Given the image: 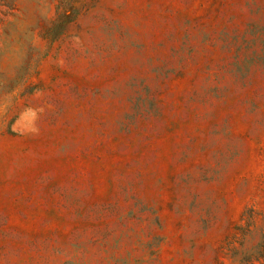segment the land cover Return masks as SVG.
<instances>
[{
  "label": "rangeland",
  "instance_id": "obj_1",
  "mask_svg": "<svg viewBox=\"0 0 264 264\" xmlns=\"http://www.w3.org/2000/svg\"><path fill=\"white\" fill-rule=\"evenodd\" d=\"M0 264H264V0H0Z\"/></svg>",
  "mask_w": 264,
  "mask_h": 264
}]
</instances>
